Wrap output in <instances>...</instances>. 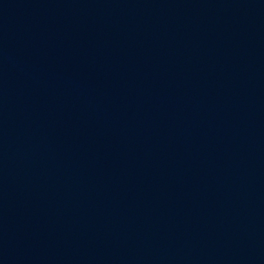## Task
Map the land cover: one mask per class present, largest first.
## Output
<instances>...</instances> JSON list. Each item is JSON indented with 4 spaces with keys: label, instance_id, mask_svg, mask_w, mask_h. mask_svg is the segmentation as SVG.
Segmentation results:
<instances>
[{
    "label": "water",
    "instance_id": "obj_1",
    "mask_svg": "<svg viewBox=\"0 0 264 264\" xmlns=\"http://www.w3.org/2000/svg\"><path fill=\"white\" fill-rule=\"evenodd\" d=\"M0 264H264V0H0Z\"/></svg>",
    "mask_w": 264,
    "mask_h": 264
}]
</instances>
